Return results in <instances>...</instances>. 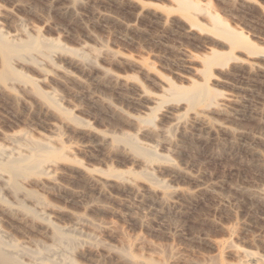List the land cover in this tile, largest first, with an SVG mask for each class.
Returning <instances> with one entry per match:
<instances>
[{
    "label": "rangeland",
    "instance_id": "1",
    "mask_svg": "<svg viewBox=\"0 0 264 264\" xmlns=\"http://www.w3.org/2000/svg\"><path fill=\"white\" fill-rule=\"evenodd\" d=\"M191 1L196 7L185 14L176 0H0L5 33L18 25L37 29L94 56L93 67L66 52L43 65L48 74L38 86L60 108L17 87L0 89V141L26 132L59 137L65 146L64 158L27 186L48 204L51 223L80 238L78 264H129L112 250L160 264H206L214 256L232 262L228 244L264 255V52L208 30L215 15L264 50V0ZM213 50L228 58L203 71ZM14 66L41 79L31 63ZM193 83H205L211 101L165 96L169 84ZM124 134L152 145L160 158L147 168L113 139ZM162 192L167 202L158 199ZM77 215L90 225H74ZM94 224L110 231H94ZM29 225L0 214L7 237L51 243L44 221ZM88 234L93 244L83 242Z\"/></svg>",
    "mask_w": 264,
    "mask_h": 264
},
{
    "label": "bare ground",
    "instance_id": "2",
    "mask_svg": "<svg viewBox=\"0 0 264 264\" xmlns=\"http://www.w3.org/2000/svg\"><path fill=\"white\" fill-rule=\"evenodd\" d=\"M176 2L178 9L185 14L189 13L190 8L196 7V4L191 0H176ZM222 22L217 16L210 15L211 24L208 30L216 35L228 36L234 47L239 46L252 53L264 52L262 48L254 47L246 37L238 34L235 30H229L226 25L225 28L222 27ZM16 29L15 34H8L0 29V89L13 90L14 87H17L23 93L35 94L37 97L39 95L45 103L60 108L55 95L49 91H42L38 86V82L46 78L48 74L43 65H52L53 55L56 52H66L74 56L73 60L76 64L82 66L88 64L93 67L95 65L94 56L86 50L67 48L57 40L45 38L40 35L37 29L28 31L21 25H18ZM227 58L225 53L213 50L205 61L203 71H206L210 64H220ZM15 63L33 64L40 70L41 79H34L26 75L14 66ZM63 74L68 75L65 72ZM115 80H118V77H115ZM165 94L169 99L183 98L190 105L211 101V92L205 83H193L192 89L177 88L169 84ZM157 100L163 99L157 98ZM68 117L73 119L69 113ZM191 117L194 121H203L196 114ZM147 121L152 123L151 119ZM113 139L122 142L132 152L142 156L147 168L151 167L153 161L160 158L152 145L140 142L133 134H124ZM65 154V146L59 137L43 139L31 136L26 132L3 135V139L0 141V214L10 216L20 224L29 223L33 227L38 225V220L44 221L51 243H39L38 239H30L29 242L21 243L0 231V264H78L73 259V253L80 238L71 230L51 223L44 213L48 209V204L27 186L28 181L38 183V175L48 174L49 167L54 166L57 159L64 158ZM110 174L119 176L114 171H111ZM145 175L148 179H152L148 172ZM149 192L153 193V190H149ZM167 195L168 193L162 192L158 199L161 202H167ZM8 197L16 201L17 207L11 206L7 200ZM13 210L17 212L15 213ZM73 218L74 225L79 226L84 222L90 225L89 221L81 216L77 215ZM91 228L94 231H110L109 227L100 224L91 225ZM91 238L92 236L88 234L83 242L93 244ZM226 246L235 256L234 261L225 262L220 256H214L206 264H264V255L231 244ZM111 252L117 256L118 260L129 264H160L150 260H133L126 250H112Z\"/></svg>",
    "mask_w": 264,
    "mask_h": 264
}]
</instances>
